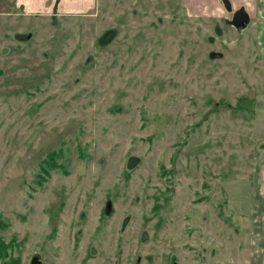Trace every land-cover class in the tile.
<instances>
[{
  "label": "rangeland",
  "instance_id": "obj_1",
  "mask_svg": "<svg viewBox=\"0 0 264 264\" xmlns=\"http://www.w3.org/2000/svg\"><path fill=\"white\" fill-rule=\"evenodd\" d=\"M24 1L0 0L11 258L264 264V8L237 30L205 0Z\"/></svg>",
  "mask_w": 264,
  "mask_h": 264
},
{
  "label": "flooded vegetation",
  "instance_id": "obj_2",
  "mask_svg": "<svg viewBox=\"0 0 264 264\" xmlns=\"http://www.w3.org/2000/svg\"><path fill=\"white\" fill-rule=\"evenodd\" d=\"M208 4H209V6H205V8H210L211 9V11L213 12V13H215L216 12V9H220L221 11H222V13L224 14V13H226V14H230V19L228 20V22H229V24L231 25V26H233L234 28H236L232 23H231V21H232V19H233V17H234V12L236 11V10H238V9H240V8H245V10L249 13V15H250V18H251V20H250V22H249V24L251 23V21H252V23L254 22V19L256 18V16H257V10H258V6L261 8H264V0H258V1H255V3L250 7V2H251V0H239V2H237L236 0H229L230 2H231V6H232V9L231 10H228V8L226 7V5H225V3H224V1L223 0H205ZM57 3H59V0L57 1ZM185 3V2H184ZM23 4V8L25 7V4L24 3H22ZM218 4H220V5H218ZM235 4H237V5H235ZM216 5H218V6H216ZM256 5V6H255ZM255 6V7H254ZM187 8V7H186ZM55 9H57V8H55ZM188 9V8H187ZM57 11V10H56ZM212 13V14H213ZM261 13V12H260ZM56 15V14H55ZM249 24L247 25V27L249 26ZM246 27V28H247ZM246 28H244V29H246ZM237 29V28H236ZM244 29H237V30H244ZM2 72H0V74H1ZM112 213V212H111ZM110 212H101V215H100V219H102L103 218V216H108L109 214H111ZM153 215H157V214H153ZM126 226L127 227V225L124 223L123 224V226ZM101 227H100V225H98V228H97V230H99ZM143 231V230H142ZM142 239L143 240H141V238H140V241H139V243H144V241H146V239H147V237H144L143 235H142ZM92 249L93 248H90L89 249V251L91 252L92 251ZM93 250H95V249H93ZM115 251H116V249H115ZM114 251V252H115ZM88 253L89 255L91 254V253ZM110 253V252H109ZM92 254H93V252H92ZM111 254V253H110ZM113 254V253H112ZM150 255L151 254H149L147 257L145 256V258H143V261H142V258H141V255L140 254H138L137 255V258H135L134 259V262H132V263H129V258H124L125 259V264H152L153 263V261H152V259H151V257H150ZM140 256V257H139ZM139 257V258H138ZM146 258H150V261L149 262H147V260H146ZM174 260H175V257H172ZM172 258H171V260H172ZM89 259H90V257L86 254V256H84V257H82L81 259H80V261L78 262V263H76V264H89L88 263V261H89ZM171 260L170 259H167V263L166 264H177V261L175 260V261H173V262H171ZM114 262V261H113ZM155 262H156V259H155ZM101 264H109V263H106V261H104L103 260V262H101Z\"/></svg>",
  "mask_w": 264,
  "mask_h": 264
},
{
  "label": "crops",
  "instance_id": "obj_3",
  "mask_svg": "<svg viewBox=\"0 0 264 264\" xmlns=\"http://www.w3.org/2000/svg\"><path fill=\"white\" fill-rule=\"evenodd\" d=\"M57 1L58 0H51L49 3H47H51V5H49L50 7L47 4L45 6L44 0H32L31 2H24L30 5L32 12L48 10L50 14L54 13L61 16H71L77 13L90 12L95 6V0H59V3H57ZM55 8H57V11ZM200 13L202 14V11ZM206 13L212 14L213 12L207 11Z\"/></svg>",
  "mask_w": 264,
  "mask_h": 264
},
{
  "label": "water",
  "instance_id": "obj_4",
  "mask_svg": "<svg viewBox=\"0 0 264 264\" xmlns=\"http://www.w3.org/2000/svg\"><path fill=\"white\" fill-rule=\"evenodd\" d=\"M228 10L232 9L231 2L229 0H223ZM251 18L249 13L245 10V8H240L234 12V17L231 23L237 29H244L249 24ZM31 37V34H28V38ZM31 264H42V261L37 258H33Z\"/></svg>",
  "mask_w": 264,
  "mask_h": 264
},
{
  "label": "trees",
  "instance_id": "obj_5",
  "mask_svg": "<svg viewBox=\"0 0 264 264\" xmlns=\"http://www.w3.org/2000/svg\"><path fill=\"white\" fill-rule=\"evenodd\" d=\"M50 156L53 158V160L55 159L53 154H50ZM53 167H56V166H53ZM45 171H46V174L49 175L47 170H45ZM43 179H46V178L44 177ZM2 225H3V221L0 219V229H1ZM14 242H15V240L10 241V242H6L3 239V237L0 235V255L3 257L4 263H5V261H8V262H6V264H21L20 258L13 259V256L11 258L10 254H9V250L14 246Z\"/></svg>",
  "mask_w": 264,
  "mask_h": 264
}]
</instances>
